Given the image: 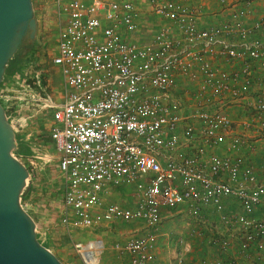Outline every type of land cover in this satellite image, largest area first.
<instances>
[{"label":"built area","instance_id":"built-area-1","mask_svg":"<svg viewBox=\"0 0 264 264\" xmlns=\"http://www.w3.org/2000/svg\"><path fill=\"white\" fill-rule=\"evenodd\" d=\"M218 1L230 9V17L200 27L203 5L149 0L152 13L174 27L163 25L152 41L139 44L126 40L119 29L139 28L132 0H57L53 63L63 77L64 100L43 97L41 79L39 92L32 94L40 109L52 108L56 153L16 156L28 163L30 176L39 162L58 160L67 228L145 222L148 233L130 231L114 246L130 264L155 260L162 211L177 207L196 217L213 208L226 224L240 226L243 252L252 246L264 250V216L256 215L264 203V184L242 158L208 151L228 137V148L239 150L245 140L236 133L238 125L264 135V90H259L264 89V10L255 16L250 5ZM180 78L195 84L194 102L175 97ZM10 91L2 89L6 95ZM244 98L254 112L251 117L233 119L224 111ZM197 140L201 144L191 148ZM114 188L133 189L132 204L108 201ZM228 200L242 211L226 213ZM219 243L226 249L230 241ZM84 245L76 244L81 254ZM96 255L91 263L83 257L84 263L99 264ZM201 264L226 263L203 259Z\"/></svg>","mask_w":264,"mask_h":264},{"label":"rangeland","instance_id":"rangeland-1","mask_svg":"<svg viewBox=\"0 0 264 264\" xmlns=\"http://www.w3.org/2000/svg\"><path fill=\"white\" fill-rule=\"evenodd\" d=\"M204 0L203 3H205ZM217 2V0H214ZM229 0H227L228 2ZM35 15L37 17L38 27L36 33L37 53L35 59L32 60L24 69L15 70L8 77H4L2 89L12 90L8 95L2 93L0 89V100L6 110L10 109L7 116L12 114L9 119L16 131V136L26 145L31 147L30 154H36L35 151H40L45 155L56 153L54 143L50 135L52 124V108L40 109L33 101V91L39 92V87L36 82L41 79L44 85V90H41L43 97H50L53 102L63 101L64 81L60 71V67L53 63V57L58 52V19H57V0H33ZM184 2H187L185 0ZM193 5H198L193 0ZM219 2V1H218ZM200 5L205 6L204 4ZM216 4V3H215ZM219 7L227 8L220 3ZM143 10H148L149 0H144L142 4ZM204 8V7H203ZM135 31H133L134 33ZM140 40V36H136ZM138 40V41H139ZM143 43V41H139ZM28 44V42H26ZM28 52L25 48L20 56L21 58ZM181 84L180 89L185 93L180 96L187 97L194 94L195 84ZM179 89V90H180ZM24 97L25 99H20ZM237 104V103H236ZM239 107L224 108L225 111L233 118H248L254 112L245 108L244 104ZM237 130L243 138H248V135L254 132V129H245L238 125ZM257 133V132H256ZM18 141V140H17ZM15 154V153H14ZM16 155V154H15ZM29 155V154H27ZM40 165L27 180V187L24 193L30 192L26 199L22 197V204L25 209L33 216L37 224V232L42 242H48L49 247L65 264H85L82 254L76 248L77 243H83L87 246V250L95 241H102L98 248L99 264H113L115 253L118 255L114 246L119 237H113V234L108 231V228L100 229H78L67 228L62 222V214L64 208V180L58 167V160L53 158L49 162H39ZM25 165L29 168L28 163ZM32 180L34 181L32 185ZM127 191V190H126ZM133 189L125 199L120 196H113V200L121 201L130 204L133 199ZM187 210V209H184ZM185 222L188 224L186 228H181L182 224H178L176 219H171L174 224L170 223L162 229L170 237L160 236V241L166 245L169 240H174L176 236L182 237L184 243L191 242L192 246L197 249L189 257L191 263H198V259H206L208 261L222 260L226 264H249L250 258H246L244 253H236L231 251L234 242H232L231 234L222 233L229 226L222 221L221 216L214 210L211 218L204 220L195 218L184 211ZM188 215V216H187ZM169 217V216H168ZM142 224L139 221L134 224ZM163 222L159 225H161ZM165 223V222H164ZM133 224V225H134ZM112 225L111 227H113ZM116 227V226H115ZM189 228V229H187ZM229 228V227H228ZM114 229V228H113ZM187 230L185 235L182 230ZM161 230L159 231L162 232ZM158 232V229L155 231ZM110 233V234H109ZM192 233V234H191ZM103 239V240H100ZM227 239L230 241L229 246L223 248L219 241ZM159 241V243H160ZM158 243V244H159ZM201 243V247H200ZM161 249L163 244L160 245ZM120 255V254H119ZM240 255V256H239ZM245 258H243V257ZM121 257H125L122 256ZM128 257V256H127ZM248 259V260H246ZM124 260V258H122ZM168 263V262H167Z\"/></svg>","mask_w":264,"mask_h":264},{"label":"crops","instance_id":"crops-1","mask_svg":"<svg viewBox=\"0 0 264 264\" xmlns=\"http://www.w3.org/2000/svg\"><path fill=\"white\" fill-rule=\"evenodd\" d=\"M132 1L134 2L135 6L137 7L139 11V15L136 19L139 25V28L136 32L133 33V32L128 31L125 26H120L119 27L120 32L121 34H123V37L126 40L137 42L139 44L148 43L153 40L154 36L158 32V30L161 27H163V25H171V22L160 19L154 13H152L150 8L148 10H143L142 4L144 0H132ZM182 1H185V0H182ZM187 1L190 4L194 3L193 0H187ZM229 1L233 2L234 5H237V6H242L245 4L250 5L253 8V15L255 16H257L260 12L264 10V0H229ZM218 3H219L218 0L217 2L214 0H206L205 3H203L205 6L201 7L202 9L200 10V14L198 16V22H199L200 27H207V26L215 25L219 23L220 21H223L224 19L230 17L229 15L230 9L225 10L222 7H219ZM137 35L141 37L140 40L136 38ZM261 35L264 36V33ZM138 40L143 41V43L139 42ZM184 82L185 81L181 80V78L178 80L179 89H180V85L184 84ZM259 90H264V89H259ZM257 92H261V91L257 90L256 92L251 93L250 96H252L253 94L256 95ZM181 93H185L184 90L176 89L175 97L179 100H182V101L184 100V102L187 100H189L188 103L194 102L193 99L195 96V92L192 96H187V97L180 96ZM60 102H55V103H60ZM247 102H248V99L244 98V99L239 100L237 104L235 105H238L239 107H241L242 106L241 104H244L245 108L249 109L247 106ZM237 132L242 133L236 130V133ZM252 133L253 134L250 133L248 135V138H243L245 142L239 150H230L228 148V145H229L228 143L230 140V137H228V140L225 142V144H221L220 146L216 148H211L208 151L216 152L221 155H230L233 158H242L245 161V163L247 162V164H250L254 167L255 172L257 174L258 182L264 184V135L256 133L255 131ZM200 144H201V140H197L193 143V146L191 148L193 147L197 148ZM251 146L255 147L256 150L254 152L251 151V148H250ZM33 183L34 181L32 180V185ZM129 189L131 188H114L111 192V195L108 198V201H116L112 199L114 195L123 197L125 199V197H127V195L130 192ZM123 198L121 200L124 202ZM133 201H134V192H133V199L130 204H132ZM118 202H121V201H118ZM184 211L189 213L188 210H184V208L182 207H177L173 209H163L162 214H161V217H162L161 221L163 223L158 226V232H155V248H156L155 249V260L151 264H196V262L191 263L190 260H188L189 257L192 256V253L197 251V249L192 246L191 242H186V244H183L184 239L178 236H176L173 241L168 239L167 245L165 242L160 241V236L165 237L167 235L166 232L162 231V229H164L163 226L164 227L166 225L169 226L170 223L174 224V222H172L171 220L172 218L176 219V222H178V224H182L180 226L182 229L187 227L188 224L185 222L186 214L184 213ZM241 211H242V208L234 200H228L225 202V212L226 213L234 215V214L240 213ZM212 214H214V209L207 208L202 212V214L199 217H195V218H201L204 220H208L209 218H211L210 215ZM256 215L259 217L264 216V203H262L258 207ZM137 222L139 221H135L132 223H119L115 225L116 227L106 226L102 228L109 227L108 231L113 234V237L117 236L119 237L120 241H124L127 237H129L130 231L132 232V234L137 233V234L142 235V234L148 233V231L151 230L146 226L145 222H143L142 224L141 223L134 224ZM228 227L225 228L224 230H221V232L223 231L222 233H225L227 235L231 234L232 242L236 241L235 242L236 244H234L233 247H231L232 248L231 251L235 252L236 257H238L237 254L238 253L241 254V252H243L241 250L240 244H241L242 239L244 238V233L240 229V226H238L237 224H232V225L229 224ZM96 229H100V228H96ZM160 230L162 232L159 233ZM185 232H187V230L185 229L181 231V233H183L184 235H185ZM167 237H170V236L167 235ZM100 240H103V239H100ZM162 244H163V248L161 249L160 245ZM93 246L100 247L101 244L99 243L97 244L95 242L93 243ZM201 246L202 245L200 243V247ZM243 253L246 258H250L251 262L248 259H246L249 261V264H264V250L259 252L256 250L254 246H252L248 252H243ZM122 258H124V260H122ZM201 260L203 259L199 258L197 264H201ZM113 264H130L129 257L127 256L121 257V255L119 254L117 255L115 253Z\"/></svg>","mask_w":264,"mask_h":264},{"label":"water","instance_id":"water-1","mask_svg":"<svg viewBox=\"0 0 264 264\" xmlns=\"http://www.w3.org/2000/svg\"><path fill=\"white\" fill-rule=\"evenodd\" d=\"M33 0H0V84L28 31L37 33ZM17 136L0 101V264H65L38 237L37 224L22 204L30 177L15 154Z\"/></svg>","mask_w":264,"mask_h":264},{"label":"trees","instance_id":"trees-1","mask_svg":"<svg viewBox=\"0 0 264 264\" xmlns=\"http://www.w3.org/2000/svg\"><path fill=\"white\" fill-rule=\"evenodd\" d=\"M26 42H28V44ZM25 48L28 49V52L21 58L20 54ZM36 53H37V40L36 38L32 39L30 36V31H28L20 45V48L8 62L7 67H6L5 77H8L9 75H11L15 70L17 71L18 69H24L26 65H28L32 60L35 59ZM2 86H3V82L0 84V89H2ZM9 111L10 109L7 110V114ZM17 140H18L17 141L18 144H17V147L14 153L17 156L30 154L32 151L31 147L29 145H26L24 142H22V140H19L18 138ZM29 194L30 192L24 193L22 196L23 199H26L29 196ZM39 240L41 241L40 238ZM42 243L45 246L49 247L48 242H45V243L42 242Z\"/></svg>","mask_w":264,"mask_h":264},{"label":"bare ground","instance_id":"bare-ground-1","mask_svg":"<svg viewBox=\"0 0 264 264\" xmlns=\"http://www.w3.org/2000/svg\"><path fill=\"white\" fill-rule=\"evenodd\" d=\"M93 243H95V242H93ZM93 243H92V246L91 247H94L93 246ZM86 248H87V246L86 245H84ZM93 253H95V254H93ZM93 253L90 251V250H87V249H85V251L82 253V255H83V257H84V259H86L87 261H89V263H91V261L92 262H94V261H96L97 259L95 258V256L97 257V253H98V251H93ZM98 258V257H97ZM96 259V260H95Z\"/></svg>","mask_w":264,"mask_h":264}]
</instances>
